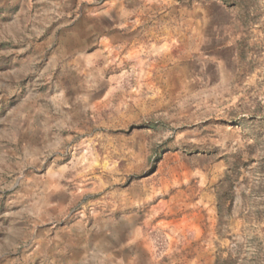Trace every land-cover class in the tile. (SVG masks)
I'll return each instance as SVG.
<instances>
[{
  "label": "rangeland",
  "instance_id": "374dc122",
  "mask_svg": "<svg viewBox=\"0 0 264 264\" xmlns=\"http://www.w3.org/2000/svg\"><path fill=\"white\" fill-rule=\"evenodd\" d=\"M0 264H264V0H0Z\"/></svg>",
  "mask_w": 264,
  "mask_h": 264
},
{
  "label": "crops",
  "instance_id": "0c3cea01",
  "mask_svg": "<svg viewBox=\"0 0 264 264\" xmlns=\"http://www.w3.org/2000/svg\"><path fill=\"white\" fill-rule=\"evenodd\" d=\"M0 251H1V247H0ZM5 255V253H0V258H2Z\"/></svg>",
  "mask_w": 264,
  "mask_h": 264
}]
</instances>
